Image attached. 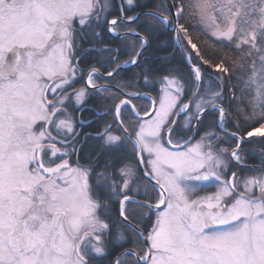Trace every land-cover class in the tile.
<instances>
[{
	"label": "snow or ice",
	"instance_id": "1",
	"mask_svg": "<svg viewBox=\"0 0 264 264\" xmlns=\"http://www.w3.org/2000/svg\"><path fill=\"white\" fill-rule=\"evenodd\" d=\"M138 7L145 6L138 0H118L116 18L108 19L111 0H0V264H264V162L251 169L256 175L241 178L232 172L231 179L225 178L226 168L241 160L245 136H264V0H197L187 5L185 0H162L159 11L142 14L172 26L188 62L187 77L172 69L161 77L175 84V94L145 97L151 100V110H143L147 119L132 104L139 90L135 95L126 91L134 89L131 82L98 86L93 81V76L100 78L97 70L80 67L97 51L93 41L103 43L101 31L118 35L123 27L137 38L126 63L141 68L137 80L146 86L156 80L152 73L163 70L145 68L141 61L149 33L141 36L131 29L141 16L125 15ZM195 9L201 22L219 18L225 29L213 35L244 52L247 61L239 65V75L208 76L215 83L206 89L207 107L197 100L205 87L201 69L210 61L181 22L185 13L194 16ZM210 11L216 16L210 17ZM144 27L153 24L145 21ZM85 43L90 47L85 49ZM103 51L114 65L105 78L114 80L120 66L111 56L119 49ZM225 59L214 65L221 73L230 71L223 67ZM80 80L83 86L74 90ZM109 90L119 102L114 100L109 109L111 122L101 121L103 131L86 137L84 142L98 141L99 151L93 149L96 155L81 164V125L69 106L82 115L94 92ZM181 92L189 94L188 102ZM207 112L217 119L201 136L206 145L188 146L192 138L173 142L175 115L191 113L199 135ZM125 141L132 144L133 157L139 149V159L121 154ZM233 141L234 147H222ZM144 152L154 158L145 159ZM145 178L152 183L154 206L136 198ZM212 178L221 184L219 190L191 199L195 182ZM145 208L158 210L147 235L132 223Z\"/></svg>",
	"mask_w": 264,
	"mask_h": 264
},
{
	"label": "trees",
	"instance_id": "2",
	"mask_svg": "<svg viewBox=\"0 0 264 264\" xmlns=\"http://www.w3.org/2000/svg\"><path fill=\"white\" fill-rule=\"evenodd\" d=\"M162 0H138V3L144 5L143 8H136L134 11H128L125 13V15H138L142 12H151V11H159V9L156 7L157 5L161 4ZM174 2L179 3V0H174ZM197 0H185V4H195ZM117 0H112V7L113 12L108 16V19L116 18V5ZM195 15L190 16V13H185V17L183 20H181L182 23H185L186 26H189L190 28V34L193 38V43L197 45V50L200 52L201 56L204 57V59H208L210 61V64L213 66H210V64H203V61H199L201 64H203V67L201 69L202 73H205L203 77V83L205 85L204 88H201V98L207 97L206 89L210 86H214V81L210 82L208 79L209 75H222L224 77H228L232 71H236V74L239 75V65L246 63V59L244 56V52L240 51L239 49H236L234 45H229V43L226 40L217 39L215 35L212 34L211 30L209 29V26L206 22H201L200 20V10L195 9ZM163 15H167L166 12L162 13ZM213 14L216 16V13L213 12ZM141 19L138 23H133L131 25V29L138 32L141 36L144 35L145 31L149 33L148 39H149V45L147 47V50L144 52L143 56L141 57V61L143 62L145 68H147L149 65H151L152 68H160L163 71L161 72H153L152 75L156 77L155 81H150L149 84L146 86L142 81L137 80V75L141 72V68L139 67H128L126 69H123L119 72V76H117L114 80H109L104 77L99 76L98 79L95 76V80L104 85H111L115 84L117 80H127L131 82L134 85V89H129L126 91L135 93V89L139 90L141 97H137L133 100V103L136 106V109L140 112V115H144V109H149L151 100L146 99L144 95H150L154 98H156L157 92L161 93L160 83L162 82L161 77L166 74V71L169 69L172 70H179L180 76L187 77L188 75V62H185L184 60V53L183 51L177 46L176 43V35L174 32L170 31L166 25L156 23L152 21L151 17H144L142 14L140 15ZM219 21V24L225 27L223 23H221L220 19H217ZM145 21H148L149 23L153 24V27L145 29L144 24ZM216 23V22H215ZM99 31V30H98ZM120 34H125L129 32L127 28L120 27L117 30ZM100 40L103 41L102 44L104 46H98L97 44H94L93 46L97 49V51H93L88 56L85 57L81 61L82 66H86L87 69L90 67L99 69L102 73L106 74V70H114L113 63L109 62L110 53L107 51H103L105 48H110L112 50L119 49L118 55L111 56V59L116 62V64L120 65L124 63L125 61L132 58V53L134 49L131 47V45L137 43V38L134 35L129 36H123L121 38H115L112 35L107 34L106 32L101 31ZM184 43H186V39L184 40ZM190 48V45L188 46ZM243 47V46H242ZM85 49L89 47H84ZM184 49V44H183ZM185 50V49H184ZM195 54V51L193 52ZM222 58H226L225 62L223 64V67L229 68V72H223L221 73L219 68L215 67L214 65L219 64L221 62ZM233 61L235 62V67H233ZM134 73L136 75H134ZM233 83H236V78L233 77ZM82 86V83L77 84V86ZM195 86L188 85L189 89H194ZM104 99L101 98H94L91 101V104L95 107L96 118L94 122H92L89 125V129L94 134H97V129H102L100 126L99 120L104 118L105 115L98 116V113L100 111L109 110L111 109L109 107V103L115 100L117 103L118 100H116V94L114 91L107 92L104 91ZM188 96L189 94L187 92H183V100L188 102ZM122 98V97H120ZM90 103V100H89ZM111 103V104H112ZM91 114H93V111H90ZM107 122H111L112 115L109 112L108 116H106ZM175 117V116H174ZM181 118V117H180ZM217 119L216 115L212 114L211 112H207L204 116V122L201 124L200 133L202 130L203 124L207 122H213ZM135 120H133L134 122ZM258 127V126H257ZM177 132L171 136V139H182L181 142H183L186 138H190L192 135V130L190 132L184 131V129L181 127V120L177 123ZM116 134H118V130H114ZM91 137H95L94 135ZM198 137V136H197ZM246 137V136H245ZM129 144V145H128ZM231 145L235 146V142L233 141ZM244 152H248L249 150L257 151L258 149L264 148V137L257 138L254 140H247L245 143H243ZM93 149H98V141L95 139L91 140V143L89 145H84L83 150L80 151L79 154V163L81 164H87L88 163V156L92 155L95 156L96 152H93ZM133 152V146L131 143L127 142L126 148L122 151V155L128 156L129 159H131V153ZM134 160V157H133ZM250 164H256V157L253 156L252 159L249 161ZM233 167V172L239 173V177L249 176V172L251 170H246L239 166L236 163H231ZM148 183L149 187L148 193L150 194L152 192V184L147 181L145 178L143 182L140 184V187H144V184ZM151 192H150V190ZM141 190V189H139ZM141 192V191H140ZM139 192V193H140ZM150 195H153V198L146 199L144 194H141L136 197L137 199L144 200L150 203L156 202L155 194L152 192ZM114 209V205L111 206ZM141 216L138 218V220H133L132 223L136 226H138L140 229L144 230L145 234L147 235V232L152 228V225L154 223V219L157 215L156 211H153L152 215H147L148 209H139ZM138 251V249H137Z\"/></svg>",
	"mask_w": 264,
	"mask_h": 264
},
{
	"label": "rangeland",
	"instance_id": "3",
	"mask_svg": "<svg viewBox=\"0 0 264 264\" xmlns=\"http://www.w3.org/2000/svg\"><path fill=\"white\" fill-rule=\"evenodd\" d=\"M111 5H112V0H111ZM209 15H210V17L211 16H215L214 14H213V12H209ZM216 23H213L212 21H211V19H209L206 23H207V25L209 26V29L211 30V32H212V34H213V32H219V31H223L224 29H225V27H223L222 25H220L219 24V21L218 20H216L215 21ZM181 37L183 38V34L181 33ZM217 37V36H216ZM177 43V42H176ZM183 45V44H182ZM120 66V65H119ZM99 74V73H98ZM93 81L95 82V80L93 79ZM95 84H96V82H95ZM77 85V84H76ZM75 85V86H76ZM74 86V89H76V90H78V89H80L82 86L80 85V86H77V87H75ZM175 84H173V83H171V80H169V81H162L161 83H160V88H161V95H163L165 92H167V91H171L173 94H175ZM201 91V90H200ZM107 92H112L111 90H109V91H107ZM132 94H135V93H132ZM142 95H139V97H141ZM181 97L183 98V92H181ZM154 98V97H153ZM155 99V98H154ZM206 101H207V97H203V98H198V100H197V102H199V103H201V104H204L205 105V107H207V103H206ZM179 102V101H178ZM184 102H186V101H184ZM110 104L111 103H109V106H110ZM73 107L70 105L69 106V109H68V112L73 116L74 114H73V112H72V109ZM110 108H112V105L110 106ZM174 111H177V110H174ZM196 111V108H195V105L193 104L192 105V107H191V112H195ZM175 117H176V115H175ZM175 117H173L174 119H175ZM181 117V118H180ZM179 117V119H178V121L179 120H181V126H183L182 128L184 129V131H185V133L186 132H189L188 131V127H189V121L191 120V113H189L187 116H185V115H181ZM177 121V122H178ZM136 123V121H134L133 122V124H135ZM195 123H196V121L195 120H191V128H192V134H193V127H194V125H195ZM211 122H207V123H205V124H203V128H202V130H201V133L198 135L197 134V131H196V135H195V137L193 138V141L188 145V146H194L197 142H200L201 144H202V146L203 145H206L207 144V141H202L201 140V136L204 134V130L205 129H207L208 128V125L210 124ZM199 128L201 129V124L199 125ZM213 131H215V129H212ZM261 132H264V129H261ZM198 136V137H197ZM192 137V135L190 136V138ZM262 137H264V136H261L260 135V132H256V133H254V135L252 136V137H248V140H254V139H257V138H262ZM189 139V138H188ZM176 140H178V139H174L173 140V142H175ZM179 140H182V139H179ZM185 140H187V138L185 139ZM162 143H163V141H162ZM126 145H127V143H126ZM129 145V144H128ZM167 146V145H166ZM222 147H224V148H230V147H234V145H229V144H224V145H222ZM242 148H243V145H242ZM171 150V149H170ZM202 151H206L207 149L205 148V147H202V149H201ZM245 150H244V148H243V151L240 153V156H241V160L238 162V165L240 166L241 165V163H242V161H243V157H244V155H245V153H247V152H244ZM136 153H138V151H137V149H136ZM143 157L145 158V159H152V158H154V157H149V154L147 153V152H144L143 154ZM246 156V155H245ZM251 156L253 157V156H255L256 157V159H257V161H258V163H256V165H258V164H261L262 162H264V148H261V149H258L257 151L255 150V151H252V153H251ZM232 163H236L237 164V162H235V161H233ZM143 164V163H142ZM255 164H252L251 166H249V167H246V168H244V169H246V170H251V169H254V168H259L258 166H256ZM143 166H144V168H145V165L143 164ZM255 166V167H254ZM243 169V170H244ZM145 170H147L146 168H145ZM233 172V167H232V164H231V167H227L226 168V177L225 178H228V179H231V173ZM257 173H254V172H252V171H250L249 172V176H251V175H256ZM242 178V177H241ZM196 184H197V190H196V192L191 196V199H200V198H202V197H205V196H211V195H213L215 192H217L218 190H219V188L221 187V184L219 183V182H216L215 181V179L214 178H212L210 181H203V182H195ZM147 184V187H149V184L148 183H146ZM139 189H141V190H139V192L141 193V194H144V196L146 197V195H150L152 192H151V190H150V194L148 193V189H146L145 187H140L139 186ZM151 197L153 198V195H151ZM157 203V199H156V202L155 203H153V204H156ZM157 212V211H156ZM153 214V211L150 213L149 211H148V213H147V215H152ZM155 219H156V217H155ZM155 219H154V221H155ZM141 230V232L145 235V232H144V230H142V229H140Z\"/></svg>",
	"mask_w": 264,
	"mask_h": 264
},
{
	"label": "flooded vegetation",
	"instance_id": "4",
	"mask_svg": "<svg viewBox=\"0 0 264 264\" xmlns=\"http://www.w3.org/2000/svg\"><path fill=\"white\" fill-rule=\"evenodd\" d=\"M117 2H118V0H117ZM119 35H121L119 32H118V35H112V36H114L115 38H121V37H123V36H121V37H119ZM95 43H94V41H93V45H94ZM98 46H104V44H97ZM84 47H90V45L88 44V43H85L84 44ZM85 59V58H84ZM130 60V59H129ZM128 61V60H127ZM127 61H125L124 63H122V64H125ZM81 63V62H80ZM122 64H120V65H122ZM131 66H133V65H130V66H128V67H131ZM80 67L81 68H84V69H87V67L86 66H82L81 64H80ZM127 67V68H128ZM96 69V68H95ZM97 70V72L99 73V76H101V77H104L105 78V76H103V75H106L105 73H102L99 69H96ZM121 71V70H120ZM88 73L86 72L85 73V75H87ZM93 79L95 80V76H93ZM95 82H96V85H98V86H105V87H107L108 85H104V84H100V83H98L96 80H95ZM80 83H82V86H83V84H84V81L83 80H80L77 84H80ZM74 90H76V89H74ZM103 96V97H105L104 96V92L103 93H101V92H99V91H97V92H94L93 93V96L95 97V98H99L100 96ZM133 95H135V94H133ZM126 97H122V98H120V99H125ZM134 100V99H133ZM133 100H132V104L133 105H135L134 103H133ZM91 101L92 100H90V103H89V101H88V105H87V109L86 110H82V115H81V112H79V111H75L74 110V108H72L71 110H72V112H73V116L75 117V119L77 120V121H79L80 122V127H78L77 128V131L78 132H80L81 133V135H80V137H79V139H80V141L81 142H83V146L84 145H89L90 143H91V140L92 139H87L86 140V142H84L85 141V139H86V137H91V136H96L97 134H94L93 132H91V130L89 129V125L92 123V122H94V121H96L95 119L97 118L98 119V117H95L96 116V112H95V107H94V105L93 104H91ZM119 102V101H118ZM117 102V103H118ZM110 103H112V102H110ZM111 105H113V103L112 104H110V106ZM109 106V107H110ZM90 111H93V114H91L90 113ZM108 113H109V110L107 109V110H104V111H100V113H98V116H101V115H105L104 116V118H102L101 120H99V123H100V126L102 127V129H101V131H103V129H104V124L103 123H101V121H105V122H107V119H108V117L106 118V116H108ZM132 123H133V121H132ZM113 134H116L114 131H113ZM182 140H183V138H182ZM127 143V141H125V144ZM77 147H80V145H77ZM133 153V152H132ZM132 153H131V159L130 160H133V155H132ZM80 154V152L78 153V155ZM246 155V156H245ZM245 155H244V157H243V161H242V163H241V167L244 169V168H246V167H249V166H251L252 164H250L249 163V161L252 159V156H251V150H249L247 153H245ZM134 159H138V153H136V156L134 157ZM72 160L73 161H75L76 160V157H73L72 158ZM79 162V161H78ZM256 162L258 163V161H257V159H256ZM256 165V164H255ZM256 166H258V167H260L261 166V164H258V165H256ZM255 167V166H254ZM152 184V183H151Z\"/></svg>",
	"mask_w": 264,
	"mask_h": 264
},
{
	"label": "water",
	"instance_id": "5",
	"mask_svg": "<svg viewBox=\"0 0 264 264\" xmlns=\"http://www.w3.org/2000/svg\"><path fill=\"white\" fill-rule=\"evenodd\" d=\"M149 12V11H148ZM143 13H145V12H142V13H140V14H138V15H141V14H143ZM167 26V28L170 30V31H172V32H174L173 31V28H172V26L169 24V25H166ZM175 33V32H174ZM129 35H131L129 32H127V33H125V34H121V35H119V37H121V36H129ZM175 35H176V33H175ZM176 42H177V38H176ZM177 46L183 51V53H184V55H186V52H185V50L183 49V45L182 44H178L177 43ZM131 64H128V63H125V64H122V65H120V70H123V69H126L128 66H130ZM103 76H106V75H103ZM201 90V89H200ZM199 90V91H200ZM144 96H146V97H150L151 99H153L154 100V98L152 97V96H150V95H144ZM181 115H183V114H178V115H176V117H175V119L178 121V119H179V117L181 116ZM141 117L143 118V119H147L148 117H145L144 115H141ZM196 127H197V125H196V123H195V125H194V127H193V134H192V139H191V142L193 141V138L195 137V135H196ZM248 140V137H245V141H247ZM137 151H138V159L140 158V156H141V153H140V151H139V149H137ZM140 168L141 169H144L145 170V168H144V166H143V164L141 163L140 164ZM146 171V170H145ZM154 183V182H153ZM141 202L142 203H147V204H150V205H155V204H153V203H150V202H147V201H144V200H141ZM161 208H163V206H161ZM158 211V210H157ZM141 231V230H140ZM142 233V232H141ZM143 234V233H142ZM144 235V234H143Z\"/></svg>",
	"mask_w": 264,
	"mask_h": 264
}]
</instances>
